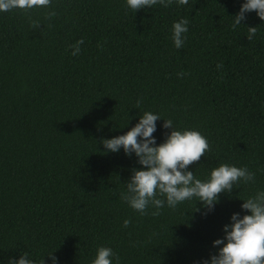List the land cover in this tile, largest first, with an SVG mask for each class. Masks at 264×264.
Masks as SVG:
<instances>
[{"label":"trees","instance_id":"obj_1","mask_svg":"<svg viewBox=\"0 0 264 264\" xmlns=\"http://www.w3.org/2000/svg\"><path fill=\"white\" fill-rule=\"evenodd\" d=\"M242 2L172 0L134 13L124 0H50L0 13V264L24 252L51 264L53 251L58 264H90L98 246L119 264H202L215 253L231 214H246L241 200L264 191V21L253 11L233 28ZM247 27H257L251 40ZM144 111L207 139L188 166L197 179L220 164L254 179L218 194L206 215L195 199L157 216L132 210L121 193L140 165L100 141ZM162 119L157 144L170 131Z\"/></svg>","mask_w":264,"mask_h":264},{"label":"clouds","instance_id":"obj_2","mask_svg":"<svg viewBox=\"0 0 264 264\" xmlns=\"http://www.w3.org/2000/svg\"><path fill=\"white\" fill-rule=\"evenodd\" d=\"M172 0H124L125 7L134 13L141 9H150L159 3L167 6ZM178 4H187L188 0H176ZM50 0H0V13L12 10H31L45 7ZM255 12L264 21V0H243L238 12L232 18L233 28L241 26L246 14ZM188 20L181 18L172 24V42L176 49L184 44L188 31ZM246 39L251 40L257 27H247ZM84 41L77 40L71 45V55L80 52ZM221 67V65H217ZM162 118L159 114L144 111L138 122L123 135L100 141L106 153L123 151L125 156H134L139 169H132L125 182L121 199L134 211L144 215L146 210L154 209L151 215L157 216L166 205L175 208L177 204L195 199L208 214L218 202V194L232 191L237 182H249L254 174L246 167L220 164L213 168L205 180L197 179L188 166L198 161L209 149L207 139L196 130H176L172 120H163L162 128L169 129L164 133L163 142L157 144L156 121ZM128 124V123H127ZM127 126V125H126ZM125 126V127H126ZM162 197V198H161ZM240 208L246 214L234 212L229 223L222 228V238L212 242L216 249L214 254L202 264H264V191L241 200ZM195 203V204H196ZM129 221H123L127 227ZM54 251L46 255L51 264H58ZM7 264H36L27 252L18 257H9ZM44 264V258L40 262ZM90 264H119V257L110 247L98 246Z\"/></svg>","mask_w":264,"mask_h":264}]
</instances>
